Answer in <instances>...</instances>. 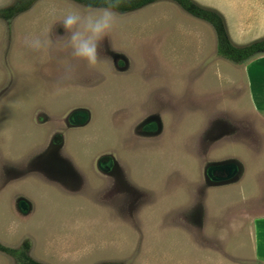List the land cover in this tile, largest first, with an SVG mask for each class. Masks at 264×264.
Listing matches in <instances>:
<instances>
[{
	"label": "rangeland",
	"instance_id": "374dc122",
	"mask_svg": "<svg viewBox=\"0 0 264 264\" xmlns=\"http://www.w3.org/2000/svg\"><path fill=\"white\" fill-rule=\"evenodd\" d=\"M189 1L232 45L264 40V0ZM24 8L0 19V264H264V53L221 57L210 23L159 0L118 10L89 69L59 21L98 7ZM46 31L50 52L24 46Z\"/></svg>",
	"mask_w": 264,
	"mask_h": 264
},
{
	"label": "clouds",
	"instance_id": "9594fccd",
	"mask_svg": "<svg viewBox=\"0 0 264 264\" xmlns=\"http://www.w3.org/2000/svg\"><path fill=\"white\" fill-rule=\"evenodd\" d=\"M129 0H102V6L90 9L86 14L69 11L59 21L67 37L64 47L76 62H83L95 69L102 62L100 48L105 38L120 24L118 9ZM24 46L32 52H50L54 42L46 31L42 36H26ZM78 63L64 65L60 82H70L76 76Z\"/></svg>",
	"mask_w": 264,
	"mask_h": 264
},
{
	"label": "trees",
	"instance_id": "16d2710c",
	"mask_svg": "<svg viewBox=\"0 0 264 264\" xmlns=\"http://www.w3.org/2000/svg\"><path fill=\"white\" fill-rule=\"evenodd\" d=\"M35 0H22L25 4L24 7L31 5ZM79 3H85L88 6L92 7H101L102 0H73ZM159 0H129V2L123 4L118 10H136L140 9L150 3L156 2ZM184 8L189 14L193 17L201 19L205 22L210 23L217 32V53L232 62H244L249 60L250 58L264 53V40L253 42L244 47H236L231 44L228 36L224 30L222 21L220 20L217 14L209 10H205L202 8L197 7L196 5L190 3L189 0H172ZM20 7L18 4H14L10 8L0 9V19L9 20L14 17L19 11H23L26 8ZM17 253V254H16ZM13 254L18 256L20 252L14 251ZM29 264H37L33 263L32 261ZM114 264V263H112Z\"/></svg>",
	"mask_w": 264,
	"mask_h": 264
},
{
	"label": "water",
	"instance_id": "95a60500",
	"mask_svg": "<svg viewBox=\"0 0 264 264\" xmlns=\"http://www.w3.org/2000/svg\"><path fill=\"white\" fill-rule=\"evenodd\" d=\"M102 166H104V164H101V168ZM221 171H225L226 174L228 175L227 178H230L231 176H233L234 174L237 173V168L235 165H229V166H223V167H215V168H211L208 170V175L212 177V174L215 172V173H218V172H221ZM224 179V178H223ZM23 206V205H21ZM24 209V208H23Z\"/></svg>",
	"mask_w": 264,
	"mask_h": 264
}]
</instances>
